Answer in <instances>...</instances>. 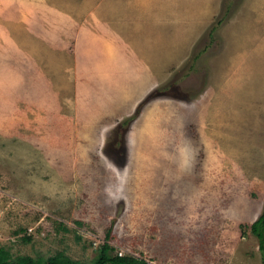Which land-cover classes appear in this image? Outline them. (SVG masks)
I'll use <instances>...</instances> for the list:
<instances>
[{"label": "rangeland", "instance_id": "374dc122", "mask_svg": "<svg viewBox=\"0 0 264 264\" xmlns=\"http://www.w3.org/2000/svg\"><path fill=\"white\" fill-rule=\"evenodd\" d=\"M151 13L188 58L144 92L122 71ZM245 33L264 0H0V247L261 264L264 39Z\"/></svg>", "mask_w": 264, "mask_h": 264}, {"label": "crops", "instance_id": "0c3cea01", "mask_svg": "<svg viewBox=\"0 0 264 264\" xmlns=\"http://www.w3.org/2000/svg\"><path fill=\"white\" fill-rule=\"evenodd\" d=\"M151 16L152 13L147 16H142L143 21L140 24L141 32L139 33L138 37L140 38V46H137L136 52H134V59L136 60L135 73L131 74L132 70H129L130 67L122 71V75L127 78H141L140 81L145 82L146 84L144 92H149L150 90L153 91L154 89H156L158 85L164 82L163 77H166L168 75V73L165 76L163 75L165 71L174 70V67L176 66L175 63L181 64L188 58L187 48L185 50L184 47H181V41H179V44L175 45L174 37L176 35H174L175 32L171 31L170 29H167L162 33V35H160L165 36L167 40L166 42L161 41V43L164 44V48L159 49L160 36L154 33L158 30V26L149 24L150 19H152ZM259 30L260 29H257V32ZM251 35L252 33L249 35H247L246 33L244 35L237 34L235 38V42H237L236 44L239 43L238 40H242L239 44L247 45L254 44V42H262V40L264 39L263 34L258 33V37H254V39L250 38ZM160 68H163L165 70L162 74H159ZM153 76L155 77V79L152 78ZM131 83H133V81H131Z\"/></svg>", "mask_w": 264, "mask_h": 264}, {"label": "trees", "instance_id": "16d2710c", "mask_svg": "<svg viewBox=\"0 0 264 264\" xmlns=\"http://www.w3.org/2000/svg\"><path fill=\"white\" fill-rule=\"evenodd\" d=\"M200 55H197L199 57ZM155 94V92H154ZM251 234L257 238L259 242V251L261 254V264H264V208L258 219L250 226ZM0 264H76L72 259L63 252H59L51 257L46 263H38L35 259L27 256L12 258L10 252L0 247ZM95 264H145L136 258L123 256L116 253L114 248L105 242L101 246L100 256Z\"/></svg>", "mask_w": 264, "mask_h": 264}]
</instances>
